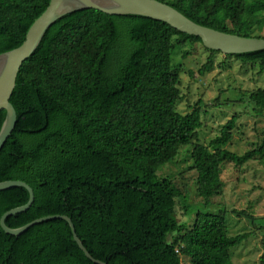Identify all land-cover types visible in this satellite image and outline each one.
<instances>
[{
	"label": "trees",
	"instance_id": "16d2710c",
	"mask_svg": "<svg viewBox=\"0 0 264 264\" xmlns=\"http://www.w3.org/2000/svg\"><path fill=\"white\" fill-rule=\"evenodd\" d=\"M49 1L0 0V53L22 43ZM158 1L202 26L264 37V0ZM188 45L208 53L199 75L212 70L222 54L205 48L197 36L140 15L83 9L51 25L19 69L10 97L17 121L0 150V182H26L34 201L6 225L18 228L40 217L66 215L86 250L106 264H182V257L191 264H234L231 249L251 233L230 235L223 212L197 211L190 223L178 221L183 192L173 178L157 175L180 147L192 144L189 168L207 204L223 192V163L239 167L264 156V133L241 155L224 148L237 117L207 144L193 143L202 125L201 99L185 114L176 110L183 98L181 64L171 61L176 47ZM225 57L257 75L264 71V50ZM245 96L253 115L263 116L264 87ZM4 119L2 110L0 128ZM28 199L22 187L0 191V217ZM258 219L263 235L257 264H264V216ZM0 264L94 263L78 248L68 223L54 219L19 236L0 227Z\"/></svg>",
	"mask_w": 264,
	"mask_h": 264
},
{
	"label": "rangeland",
	"instance_id": "374dc122",
	"mask_svg": "<svg viewBox=\"0 0 264 264\" xmlns=\"http://www.w3.org/2000/svg\"><path fill=\"white\" fill-rule=\"evenodd\" d=\"M260 33L264 34V29ZM122 43L121 47L124 48L125 42ZM194 48L189 45L176 47L171 54L172 63L181 64L180 88L183 98L176 110L185 114L201 99L199 105L202 125L196 130V138L193 140V143L201 144H207L218 135L219 129L227 120L237 117L232 138L224 148L241 155L259 144L263 137L264 114L255 117L253 106L245 95L250 90L264 87V71L257 75L256 70L250 66L217 54L212 70L199 75L198 69L206 61L208 53L200 45ZM184 50H191L185 58L182 57ZM189 71L192 72L191 76ZM214 99L216 102L213 104ZM191 146L192 144H188L180 147L175 159L157 170L159 177L173 178L183 192L185 199H181L176 205L178 221L190 223L197 211L223 212L230 235L251 233L231 249L233 263L257 264L262 252L263 222L258 218L264 216V156H257L239 167L223 163V192L205 204L195 189V171L189 168L192 164ZM242 210L256 219L251 220L236 212ZM181 261L182 264H191L185 257Z\"/></svg>",
	"mask_w": 264,
	"mask_h": 264
},
{
	"label": "water",
	"instance_id": "95a60500",
	"mask_svg": "<svg viewBox=\"0 0 264 264\" xmlns=\"http://www.w3.org/2000/svg\"><path fill=\"white\" fill-rule=\"evenodd\" d=\"M83 9H96L109 15L131 14L149 17L164 22L182 33L199 37L205 48L219 51L223 55L264 50V37H244L202 26L172 6L158 0H50L47 7L28 28L22 43L11 50L0 53V111H5V119L0 128V150L12 134L17 121L15 109L10 103V97L19 69L35 52L51 25L69 13ZM16 187L26 189L29 199L24 205L6 211L0 217V227L6 234L19 236L37 224L62 219L68 223L72 237L84 256L94 264H106L94 258L86 250L76 234L71 218L66 215H48L32 220L18 228L8 227L5 223L6 219L12 215L25 212L34 201L33 189L26 182L21 180L0 182V191Z\"/></svg>",
	"mask_w": 264,
	"mask_h": 264
}]
</instances>
